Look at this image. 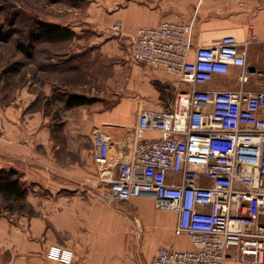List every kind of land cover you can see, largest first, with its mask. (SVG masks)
<instances>
[{
  "label": "built area",
  "instance_id": "obj_1",
  "mask_svg": "<svg viewBox=\"0 0 264 264\" xmlns=\"http://www.w3.org/2000/svg\"><path fill=\"white\" fill-rule=\"evenodd\" d=\"M189 32L188 22L174 20L139 27L130 38L129 59L194 85L232 66L240 68V82L248 81L251 32L243 42L228 34L203 46H195ZM263 108L264 90L180 91L169 109L140 110L130 153L113 177L111 140L94 128L91 155L108 181L105 196L129 201L150 193L157 209L177 214L176 229L189 238L188 248L159 246L152 264H224L231 252L243 262L264 264ZM146 132L160 136L145 138ZM46 257L71 264L74 252L50 244Z\"/></svg>",
  "mask_w": 264,
  "mask_h": 264
},
{
  "label": "crops",
  "instance_id": "obj_2",
  "mask_svg": "<svg viewBox=\"0 0 264 264\" xmlns=\"http://www.w3.org/2000/svg\"><path fill=\"white\" fill-rule=\"evenodd\" d=\"M245 1L244 5L239 0L89 2L86 21L99 29H106L109 24L118 22L120 31L116 34L121 39L124 37L129 40L139 27L157 25L162 20L188 22V38L195 46L212 44L228 34L234 35L240 42L247 39L249 32L254 36L246 47L249 76L245 83L239 81L240 68L236 66H232L225 74H216L211 80L194 85L181 81L163 67L127 61L118 79L122 96L112 109L99 111L94 116L95 126L111 140L112 177L121 157L130 153L134 139L133 127L141 109H169L178 92L194 88L264 90V0ZM157 88L161 91L155 96ZM261 115L264 116V108ZM50 132L51 127L46 125L41 113L27 114L22 112V108L0 104V169L15 167L23 174V181L39 183L57 192L62 187L60 184L66 185L62 182H66L67 177L70 178L71 170L68 164L61 165L54 158L57 146H53ZM158 136L160 134L152 132L144 134L145 138ZM75 179L76 182L68 188L70 193L50 197L42 205L36 204L40 216L29 219L24 216L12 218L7 213L0 212V264H60L45 256L47 246L54 241L71 244L74 251L72 264L106 263L100 256L107 250L112 253L114 240L118 242L119 257L123 255L130 242L128 239L118 240L119 231L123 227L120 228L119 223L118 201L103 197L102 179L99 176H87L84 171ZM27 199L31 201L30 194ZM123 231L125 236L127 229ZM174 236L176 244L169 247H190L188 237ZM185 239L188 245L179 246L178 243ZM110 259L109 263L118 261L115 254ZM224 264L254 263L243 262L231 252Z\"/></svg>",
  "mask_w": 264,
  "mask_h": 264
},
{
  "label": "rangeland",
  "instance_id": "obj_3",
  "mask_svg": "<svg viewBox=\"0 0 264 264\" xmlns=\"http://www.w3.org/2000/svg\"><path fill=\"white\" fill-rule=\"evenodd\" d=\"M90 1L0 0V104L22 108V112L27 114L41 113L46 125L51 127L53 146H57L54 158L61 165L68 164L71 170L70 178L67 177L71 182L65 179L66 182L62 183L66 185L60 184L62 187L57 192L39 183L24 181L31 201L27 199L22 207L19 203H8L0 196V212L12 218L40 216L36 206L50 197L70 193L68 188L84 171L87 176L94 174L102 179L91 155L96 127L94 116L99 111L112 109L122 96L118 79L123 66L130 60L131 42L130 39L119 38L116 33L120 29H112L114 24L99 29L86 21ZM42 24L67 28L69 35L55 39L34 38L30 32ZM18 43L28 52L20 50ZM160 91L157 88L155 96ZM70 93L84 95L92 101L67 106L65 100ZM134 130L135 125L133 133ZM10 168L23 176L15 167H6ZM63 174L67 173H60ZM101 185V194L106 197L108 181L102 179ZM116 204L120 228L123 226L118 240L128 239L130 243L119 257L118 242L114 240L112 253L107 250L100 256L106 261L104 264H113L109 263V260H114L110 259L112 254L118 257L114 264H152L159 246L176 244L174 235L188 237L176 229V213L157 209L151 196H139V199ZM50 244L73 250L70 243L54 241ZM178 245L186 247L188 242L185 239Z\"/></svg>",
  "mask_w": 264,
  "mask_h": 264
},
{
  "label": "trees",
  "instance_id": "obj_4",
  "mask_svg": "<svg viewBox=\"0 0 264 264\" xmlns=\"http://www.w3.org/2000/svg\"><path fill=\"white\" fill-rule=\"evenodd\" d=\"M69 29L56 25H38L30 34L34 38L55 39L67 34ZM19 49L27 53L21 43L17 44ZM91 99L84 95L68 94L65 104L76 106L91 103ZM28 186L22 180L20 173L13 169H0V196L8 203H19L22 207L27 201Z\"/></svg>",
  "mask_w": 264,
  "mask_h": 264
},
{
  "label": "water",
  "instance_id": "obj_5",
  "mask_svg": "<svg viewBox=\"0 0 264 264\" xmlns=\"http://www.w3.org/2000/svg\"><path fill=\"white\" fill-rule=\"evenodd\" d=\"M145 195H146V196H151V194H150V193H146Z\"/></svg>",
  "mask_w": 264,
  "mask_h": 264
}]
</instances>
